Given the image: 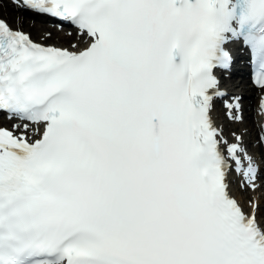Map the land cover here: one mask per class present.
<instances>
[{"label":"snow or ice","instance_id":"obj_1","mask_svg":"<svg viewBox=\"0 0 264 264\" xmlns=\"http://www.w3.org/2000/svg\"><path fill=\"white\" fill-rule=\"evenodd\" d=\"M12 3L83 47L0 18V264H264V151L215 115L231 45L264 90V0Z\"/></svg>","mask_w":264,"mask_h":264},{"label":"bare ground","instance_id":"obj_2","mask_svg":"<svg viewBox=\"0 0 264 264\" xmlns=\"http://www.w3.org/2000/svg\"><path fill=\"white\" fill-rule=\"evenodd\" d=\"M5 3H7L8 6H5ZM0 6H2L0 7V14H3L4 18L10 22L13 20V22H11L13 29L18 30L19 28L22 29L21 25L26 26L25 31L30 33L32 37L33 35L35 36L37 34L41 36L39 39H36L37 42L47 45H57L63 48H69L71 50H75L72 48V45L74 44L78 47H83L81 44L80 34H69L68 32L57 29V27L55 28L52 26L39 24L35 21L26 20L25 18H22V14H24V12L19 7L9 2V0H0ZM44 36L52 37L54 42H43L41 39H43ZM222 90L226 91L228 95L218 106H216L215 115L217 117V123L224 127L225 132L230 140L233 139V132H236L237 134H243L245 143L248 145L249 150L252 152V154L259 156L262 149L260 146L253 147V143L260 135V128L259 125H257V109L259 105V95L261 92L249 84L247 76L243 73L241 78L224 80L222 83ZM257 94L258 96L256 98L255 96ZM234 96L241 97V104L243 101L242 98H245L242 104L244 115L243 123H234L229 121L227 116L224 115V113L227 112V109L225 108V101H228L229 103L233 102L232 97ZM16 123L21 122L18 120L5 121L0 119V127L11 129ZM233 190L235 195L240 198L242 202L247 200L251 194L241 192L235 183L233 184Z\"/></svg>","mask_w":264,"mask_h":264},{"label":"rangeland","instance_id":"obj_3","mask_svg":"<svg viewBox=\"0 0 264 264\" xmlns=\"http://www.w3.org/2000/svg\"><path fill=\"white\" fill-rule=\"evenodd\" d=\"M4 5H5V6H8L7 3H5ZM9 6H10V5H9ZM0 7H2V6H0ZM0 17L4 18L3 14H0ZM23 17H24L26 20H29V21H35V22H37V23H39V24H44V23H45V22H43V21H41V20H38V19L34 20L35 18H34V17H29L28 14H27V15L23 14ZM11 22H13V20H12ZM11 22L9 21L10 25L13 27V25L11 24ZM25 27H26V26H22V25H21V28H22L23 30L26 29ZM65 31L70 32L69 29H65ZM31 36H32V35H31ZM40 37H41V36H39L38 34L35 35V36L33 35V38H35V39H39ZM41 40H43V41L46 42V43H49V42H52V41H53V38H52V37H48V36H44L43 39H41ZM53 42H54V41H53ZM237 82H239V81H237ZM219 104H220V103H219ZM217 105H218V104H217ZM259 194H260V193H256L255 195L259 196ZM250 195H253V194L251 193Z\"/></svg>","mask_w":264,"mask_h":264}]
</instances>
